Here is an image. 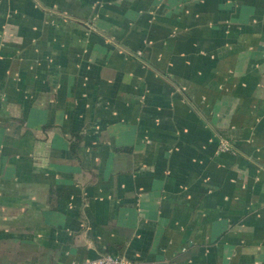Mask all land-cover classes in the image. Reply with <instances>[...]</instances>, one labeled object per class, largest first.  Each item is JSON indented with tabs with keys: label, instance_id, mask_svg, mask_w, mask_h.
Instances as JSON below:
<instances>
[{
	"label": "crops",
	"instance_id": "0c3cea01",
	"mask_svg": "<svg viewBox=\"0 0 264 264\" xmlns=\"http://www.w3.org/2000/svg\"><path fill=\"white\" fill-rule=\"evenodd\" d=\"M103 255L264 264V0H0V264Z\"/></svg>",
	"mask_w": 264,
	"mask_h": 264
},
{
	"label": "built area",
	"instance_id": "2783aa9c",
	"mask_svg": "<svg viewBox=\"0 0 264 264\" xmlns=\"http://www.w3.org/2000/svg\"><path fill=\"white\" fill-rule=\"evenodd\" d=\"M220 152H230V145L221 141L218 146ZM70 264H131L127 259L121 256L103 255L95 259H87L84 261H72Z\"/></svg>",
	"mask_w": 264,
	"mask_h": 264
}]
</instances>
